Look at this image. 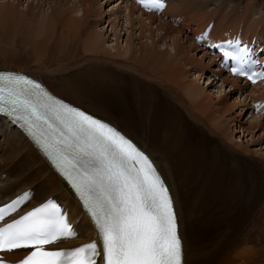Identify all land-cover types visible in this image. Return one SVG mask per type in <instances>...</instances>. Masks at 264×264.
Masks as SVG:
<instances>
[{
  "label": "bare ground",
  "instance_id": "bare-ground-1",
  "mask_svg": "<svg viewBox=\"0 0 264 264\" xmlns=\"http://www.w3.org/2000/svg\"><path fill=\"white\" fill-rule=\"evenodd\" d=\"M99 1H103L104 4L116 1L112 10L114 19L111 21L109 17L105 30L114 37V42L122 30L123 23L119 25L122 18L124 21L121 22H124V30L129 34L130 41L135 25L138 26L136 30H140L142 35L144 32L147 33V39L151 41L152 47L156 43L153 40L155 34L159 39L164 36L171 39V52L163 48L160 54L165 58L161 62L162 67L175 78L174 82L177 84L175 88L172 87L168 89V93L160 95L157 93L154 95L153 90L149 88L144 91L136 78L114 72L111 68L114 65L110 67L111 63L101 55H95L104 52L101 42L98 44L104 32L99 33L96 28H91L92 30L87 32L82 31L81 24L85 23L91 12L96 10ZM237 1L239 0H166L167 7L159 16V19L163 20H157L156 15L140 11L133 4V0H74L83 13L81 18L67 19L61 16L57 28L48 29L45 34L42 32L44 35L41 33L19 35L14 29L0 31V58L6 56L9 59L14 56L1 45L17 37L23 47H29L31 50L30 54L22 52L15 62H8L15 68L0 66V70L27 74L41 81L55 97L84 111L82 106H85L92 110V112L87 110V113L116 127L149 155L180 201L178 210L182 215L181 235L187 264H264L262 187L257 185L256 198L252 199L254 200L252 202L256 203L254 206H257L256 213L252 214L253 203L247 205L243 203L245 208L241 219L243 216L245 220L251 218L249 225L238 230V234L230 238L228 229H221V226L230 215L224 208L232 198V193L226 192L221 196L217 190L216 155L214 152L208 154L199 151L203 148L193 126V122L206 125L207 128L221 132L222 134L219 133L221 136L226 135L231 126L243 138L250 137L251 143H254L255 138L258 145H262L264 141V120L254 114L253 107H248L249 102L264 101L263 87L260 85L249 87L244 82L241 85L239 79L231 78L229 75L222 77L223 70L215 66L217 56L210 57L208 49L194 42L195 37L206 28L194 27L198 18L205 17L206 10L210 9V12L221 10L226 17L237 7ZM249 4L252 19L258 17L256 21L252 20L248 34L240 36L244 40L260 41L264 45V0L251 1ZM167 18L172 22L166 21ZM221 22L213 25L210 31L209 37L213 41L238 36L239 33H227V30L221 32ZM175 25L177 29H174ZM216 33H219L218 37H215ZM187 34L193 36L189 47L185 44L191 40L183 42L181 39ZM80 35H85L82 43L79 41ZM52 39H55V42L51 45ZM150 50L144 47V62ZM190 53L201 55L190 56ZM104 54L107 55L105 52ZM206 59L209 60L208 64H205ZM6 63L0 59V64L7 65ZM191 71L200 79L205 73H210L206 79L207 83L211 82L208 84L209 87L216 84L214 77H221L216 94L221 96V90L227 85H230L229 92L220 99L216 96L218 99L213 101L211 94L204 95L206 91L197 89L194 79L188 83L182 81L190 77ZM246 88H250V91L242 100L239 95L233 101L237 102L232 106L225 103L233 94L245 93ZM146 107L151 108L150 120L144 115ZM235 107L239 110L237 116L240 120L248 115L244 122H234L230 112L231 108ZM257 133L259 135L256 137ZM0 136H2L0 189H14L16 195L21 194L26 188L34 189L35 198L25 205V210H30L46 199H56L67 210L68 219L78 233L77 238L66 245L74 248L91 241L94 231L89 221L67 186L53 173L33 145L7 121L0 123ZM230 139L233 140V136H230ZM236 146L242 147L241 144ZM12 194L10 192V195ZM0 199L6 202L8 197ZM22 257L23 253L6 254V258L12 262H17Z\"/></svg>",
  "mask_w": 264,
  "mask_h": 264
},
{
  "label": "snow or ice",
  "instance_id": "snow-or-ice-1",
  "mask_svg": "<svg viewBox=\"0 0 264 264\" xmlns=\"http://www.w3.org/2000/svg\"><path fill=\"white\" fill-rule=\"evenodd\" d=\"M136 2L155 12L167 7L166 0ZM207 35L197 40L202 43ZM208 47L216 49V65L233 77L253 84L264 79V48L254 49L241 38ZM144 115L150 120V107ZM5 121L21 129L71 186L97 240L59 247L78 233L56 199L23 210L35 198L34 189L19 195L0 189V197H8L0 200V254L23 253L18 264H187L180 201L149 155L130 138L50 95L34 79L0 70V123ZM0 264L9 262L0 256Z\"/></svg>",
  "mask_w": 264,
  "mask_h": 264
},
{
  "label": "rangeland",
  "instance_id": "rangeland-1",
  "mask_svg": "<svg viewBox=\"0 0 264 264\" xmlns=\"http://www.w3.org/2000/svg\"><path fill=\"white\" fill-rule=\"evenodd\" d=\"M251 1L259 2L261 0H239L236 4L237 7L235 6L236 8H234L230 14L226 15V17H224V14L221 10H211V12L210 9L206 10L204 12L205 17L198 19L195 18L197 20L194 27L205 28L209 24L215 25L217 22L222 21V24H220L222 25L220 26L221 32L224 33L227 30V33L235 32L244 36L246 33L248 34V30L251 29L250 24L253 22L252 20L256 21L258 17L257 16L256 19H252L251 17L249 11V3ZM171 4L174 3L171 2ZM115 5L116 1L109 4H104L103 1H99L96 10L91 12L88 20H85V23L81 22V30L83 29L82 31L87 32L96 28L97 32H104H102L104 36L101 37V41H99L98 44H100L101 42V45L104 48V52L107 53V55L104 54V52H100V54H93H95L96 56L101 55L103 59L112 64L109 65L110 67L114 65L113 67H111L113 68L114 72L122 73L127 77L136 78L140 87L144 89V91L149 88L153 90L154 95L156 93L159 95L168 93V89H172V87L177 86V84L174 82L175 78L172 76V74L162 67L161 62L165 58L160 54V50L163 48H167V50L171 52V39L168 36H164L163 38H160V40L159 37H157L155 34L153 36V40L156 43L154 47H152L151 41L147 39V33L144 32L142 35L140 30H136L138 26L135 25V29H133L131 33L133 38L131 37L132 39L130 41V39H128L129 34L124 30V22H121L122 20L124 21V19L122 18L119 22V25L123 23L122 30L117 34L118 38L114 42V37L110 35L109 32L106 33L105 30L107 27V22L109 21V17L111 21L114 19L112 10ZM82 14L83 13L81 11V8L80 10L78 9L74 0H0V31H9L14 29L15 31L17 30L19 32V35H36L37 33H41L42 35L43 33L45 34L46 32H48V29L55 30L61 16H65L67 17V19H79V17L81 18ZM159 18L160 17H157L156 19L163 20ZM165 20L167 21L169 19L167 18ZM176 26L177 25L174 26V29H177ZM218 36L219 33H216L215 37ZM79 39V41H81L82 43L83 40H85V35H80ZM181 39L183 42L190 39L191 41L185 44L189 47V45L193 41V36L187 34L183 35ZM54 40H51V45L54 44ZM20 42L21 40L17 37L14 40L1 45L6 51L12 53L14 56L9 58L10 60L6 58V56L1 57L0 59L7 62V65L0 64V66H10L12 68H15L11 63L8 62H15L17 56H19L22 52L30 54L31 50L29 49V47H23ZM145 46L148 50H150L151 47L149 56L146 57V62L143 61V58L145 57ZM93 54L88 55L95 56ZM192 54L195 56L197 55V57H200L201 55V53H190V56H193ZM209 55L210 57L215 56L212 54ZM208 63L209 60L206 59L205 64ZM43 70L47 71L45 69ZM189 76L190 77H187L182 81L188 83V81L194 79L196 86L198 87L197 89L202 92L206 91L204 95L211 94L214 98L213 101H216L218 98H222L224 94L226 95L229 92L230 85H227L226 87L224 86L225 88L223 87V89L221 90V96H218L216 94L218 90L217 88L221 83V77H214L216 84H213V87H209L208 84L211 82L207 83L206 79L210 76V73H205L202 79L197 78L198 76H196L193 71L189 73ZM221 76L224 78L228 77L225 72H223V75ZM214 78H212V80ZM239 84L243 85L244 83L241 81V83ZM244 90L245 93H235L233 94V96L227 99L225 103L232 106L237 102L236 101L234 103L233 101L239 95L241 98L240 100H242L245 94L249 93L250 88H246ZM216 96L218 98H216ZM187 103L189 102L187 101ZM248 105V107H250L251 103L249 102ZM82 107L85 109V111L88 110L92 112V110L85 108V106ZM231 111V117H233L234 122L239 121L242 123L248 117V115H246L242 118V120H240V118L237 116V114L239 113L237 107L233 109L231 108ZM193 123V126H195L198 133V140L202 144L203 148V150L200 149L199 151H204L208 154L214 152L216 155L218 168L216 175L217 190L221 193V196L226 192L232 193V198L225 204L226 207L224 208V210L230 212V215L224 220L221 226V229H228V235L230 238H232L236 236V234H238V230L244 229L249 225L251 218H247V220H245L244 216L243 219H241V216L244 214L243 209L245 208V205L254 202V200L252 199H254V197L256 198L255 189L257 185L261 186L264 192V141L262 145H258L255 138L254 143H251L250 137L243 138L242 135H240V133H236L237 131L234 130L231 126L230 129H228L226 135L221 136L222 133L219 131H214L213 129L207 128V126H204L203 124L201 125L196 122ZM258 135L259 134L257 133L256 137ZM230 136H233L234 139L231 140ZM238 137L240 138L238 139ZM238 144H241L242 147L236 146ZM261 200H263L262 204L264 208V193L262 194ZM252 205L254 206L256 205V203H253ZM252 211V214L256 213L257 206L252 207Z\"/></svg>",
  "mask_w": 264,
  "mask_h": 264
}]
</instances>
